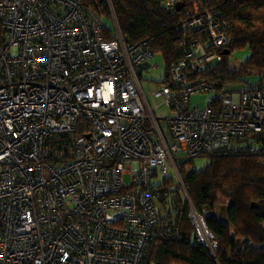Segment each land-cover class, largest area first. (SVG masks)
Segmentation results:
<instances>
[{"label":"built area","instance_id":"2783aa9c","mask_svg":"<svg viewBox=\"0 0 264 264\" xmlns=\"http://www.w3.org/2000/svg\"><path fill=\"white\" fill-rule=\"evenodd\" d=\"M175 7L167 0V13ZM185 13L181 57L153 91L173 109L159 121L140 82L157 67L149 39L128 43L116 23L105 39L82 0H0V264H140L170 200L157 211L151 177L264 129V86L190 107L214 90L189 78L221 61L228 25L207 0ZM177 189L189 200L183 181ZM189 206L197 242L214 252Z\"/></svg>","mask_w":264,"mask_h":264},{"label":"trees","instance_id":"16d2710c","mask_svg":"<svg viewBox=\"0 0 264 264\" xmlns=\"http://www.w3.org/2000/svg\"><path fill=\"white\" fill-rule=\"evenodd\" d=\"M174 1L179 9L175 7L173 13L165 10L167 0H82V5L99 18L105 39L114 37L115 23L128 43L149 39L152 53L165 60L167 72L170 63L181 57L177 24L188 17L185 11L191 9L194 0ZM207 4L216 8L220 20L228 25V41L216 50L221 61L212 59L208 68L189 78L190 82L214 86L217 95L208 102L210 106L220 104V94L264 86V0H207ZM106 17H112L114 31L104 22ZM245 47L250 56L237 68L229 67L226 62L232 51ZM225 50L228 52L223 53ZM215 60L217 63L213 64ZM247 75H255L258 80L245 88H232ZM162 106L168 113L160 115L159 121L173 111ZM228 138L227 143L197 156L207 158L198 169L186 168V163L196 157L179 161L189 200L177 189L178 185L170 187L173 185L169 173L164 174L161 184L153 186L161 192L157 211L161 212L165 193H169L170 200L157 222V235L147 243L140 264H264V152L254 150L264 144V129L236 132ZM189 205L202 215L216 240L214 252L197 242L188 220Z\"/></svg>","mask_w":264,"mask_h":264},{"label":"rangeland","instance_id":"374dc122","mask_svg":"<svg viewBox=\"0 0 264 264\" xmlns=\"http://www.w3.org/2000/svg\"><path fill=\"white\" fill-rule=\"evenodd\" d=\"M104 22L106 23V25L108 26V28L110 29V31H114V26H113V20L112 17H106ZM250 56V51L248 48H239V49H235L232 51V53L229 55L228 60L226 62V64L229 67H234L237 68L239 63L242 62L243 60H245L246 58H248ZM153 60L158 64V66L156 68H150L149 70H145L142 74L141 77V85L143 90L145 91L150 103L154 106V105H159L158 108L155 109V114L157 117L164 116L165 114L168 113V110L164 108V106H162L160 103V99L156 96L153 95V91L155 89L158 88L159 86V81L163 78L166 70H167V64L165 62V60L158 54H154V58ZM213 64H216V60L212 61ZM258 80V77L253 75H247V76H243V80L241 82L236 83L232 88L234 89H241V88H245L246 86H248L251 83H255ZM216 92L214 90L211 91H197L195 93H193L190 96V101H189V105L190 107H199V108H203L206 107L208 102L211 99H214L216 97ZM207 162V158L206 157H196L195 159H193V161L186 163V168H200L202 167L204 164H206ZM170 176V180H171V184L173 186L170 187H175L179 184V179L174 171V169L172 167L169 168V174ZM164 175L160 174V171L158 170V176H152L151 178V182L152 185H158L162 183ZM124 180L125 183H129V174H125L124 175ZM168 180V181H170ZM166 181V182H168ZM264 246V244L262 245Z\"/></svg>","mask_w":264,"mask_h":264},{"label":"bare ground","instance_id":"6f19581e","mask_svg":"<svg viewBox=\"0 0 264 264\" xmlns=\"http://www.w3.org/2000/svg\"><path fill=\"white\" fill-rule=\"evenodd\" d=\"M181 159L180 158H177L176 160H175V162H176V167H177V170L175 171V173H176V175H177V177H178V179H180L181 181H183V179H182V176H181V174H180V164H179V161H180ZM170 167H172V165L171 164H169V166H168V169H167V171H168V173H169V168ZM173 168V167H172ZM174 169V168H173ZM152 178V177H151ZM179 180V181H180ZM150 184H151V186L153 187L154 185H152V182H150ZM159 190V189H158ZM160 191V190H159ZM183 194V193H182ZM187 194H188V192H187ZM184 195V194H183ZM185 196V195H184Z\"/></svg>","mask_w":264,"mask_h":264},{"label":"water","instance_id":"95a60500","mask_svg":"<svg viewBox=\"0 0 264 264\" xmlns=\"http://www.w3.org/2000/svg\"><path fill=\"white\" fill-rule=\"evenodd\" d=\"M176 8L179 9V4L178 3H176ZM227 52H228L227 50L223 51V53H227Z\"/></svg>","mask_w":264,"mask_h":264}]
</instances>
